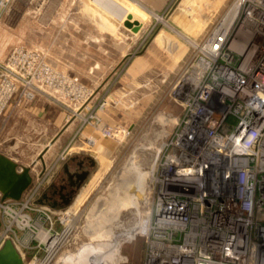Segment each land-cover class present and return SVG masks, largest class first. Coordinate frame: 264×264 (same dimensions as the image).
I'll return each instance as SVG.
<instances>
[{"label": "built area", "instance_id": "built-area-1", "mask_svg": "<svg viewBox=\"0 0 264 264\" xmlns=\"http://www.w3.org/2000/svg\"><path fill=\"white\" fill-rule=\"evenodd\" d=\"M5 4L0 0V10ZM37 59L21 48L8 59L25 100L46 92L37 84L42 73L61 90L65 84L45 64L33 68ZM18 64L21 73L14 71ZM154 82L155 93L164 86L171 107L158 118L166 130L150 148L145 231L130 240H144L141 264H264V0H230ZM68 83L78 90L75 97L83 93ZM15 89L11 80L0 85V114ZM98 130L120 142L132 135L129 126L116 123ZM44 170L31 172L19 199L0 193V246L11 235L15 246H27L14 227L34 238L43 235L47 244L59 234L44 229L56 218L37 202ZM32 213L39 215L33 219ZM57 219L62 222L59 214ZM126 262L124 257L116 264Z\"/></svg>", "mask_w": 264, "mask_h": 264}, {"label": "rangeland", "instance_id": "rangeland-1", "mask_svg": "<svg viewBox=\"0 0 264 264\" xmlns=\"http://www.w3.org/2000/svg\"><path fill=\"white\" fill-rule=\"evenodd\" d=\"M114 1L118 5H126L123 11L107 0H5L6 4L0 10V85L11 80L16 86L0 114V152L21 166H30V173L46 165L37 202L43 211L54 214L56 219L52 225L43 223L44 229L51 226L54 232L59 233L63 224L57 215L79 207L78 239H72L67 246V249L72 248L69 256L60 264L73 263L79 256L95 250L93 245L87 251L74 245L80 239L93 242L96 222L89 216L95 201L108 196L110 190L107 187L114 183L115 175L135 154L133 150L137 143L147 148L143 151L135 148L137 154L148 155L151 147L146 145L147 140L153 141L152 147L157 146L155 139L160 135V129L166 130L158 118L165 115L171 106L164 86L154 92L158 86L154 82L156 74L163 76L165 73L166 76L185 54L186 48L189 49L191 41H196L230 2ZM129 14L131 22L138 23L137 32L123 25ZM20 48L23 53L38 55L33 68L45 64L61 74L65 79L63 89L49 84L42 73L37 84L46 92H37L33 99L25 100L21 94V79L15 81L8 70L12 67L9 57ZM22 70L20 64L14 66L15 72L21 73ZM68 80L82 86L83 93L75 97L78 90ZM68 91L73 93L68 94ZM34 106L45 107L44 115L30 114ZM28 116L32 120L30 124ZM107 123L129 126L132 135L118 144L116 138L102 137L98 128ZM28 124L40 132H27ZM93 125L95 128L91 127ZM88 137H93L92 145L86 144ZM58 138L62 139L61 144L56 141ZM72 155L83 159L84 166H76L77 158L68 161ZM65 161L75 178L85 172L87 175L75 187L68 204L58 202L56 207H50L40 202L39 197L52 179L57 186L65 185L55 193L56 199H61L59 194L65 195L69 190L67 174L62 170L56 174L57 168H61ZM38 215L32 213L31 217L35 219ZM14 231L22 240L24 237L28 240L27 246L15 242L25 264L45 255L47 243L43 235L34 238L17 227ZM143 248L144 240L140 236L135 241L125 240L120 248L122 256L127 258L124 264H141Z\"/></svg>", "mask_w": 264, "mask_h": 264}, {"label": "bare ground", "instance_id": "bare-ground-1", "mask_svg": "<svg viewBox=\"0 0 264 264\" xmlns=\"http://www.w3.org/2000/svg\"><path fill=\"white\" fill-rule=\"evenodd\" d=\"M100 1L103 2L105 0ZM107 3L113 5L119 11H123V7L126 6L124 3H120L122 6L118 5L114 0H107ZM163 77H165V73ZM74 115L76 117L77 114L74 113ZM91 127L95 128L94 125ZM93 141L94 139H87L86 144L92 145ZM147 142L146 145L152 147L153 141L151 142L150 138ZM116 143H120V140L117 139ZM135 148L142 149L143 151L146 147L142 143H137ZM135 148L133 153L137 154ZM152 153L148 155L143 153L141 156L138 154L136 156L135 154L132 155L131 159H128L129 161H126L125 166L119 171V174L115 175L114 183L112 185L110 183L109 187H107L110 190V193L107 190L108 196H104V198H100L97 201L94 200L95 207L89 216L92 217L93 222H96L95 233L92 238L93 242H85L80 239L74 245L76 244L78 249L84 247V251H87L88 247L93 245L92 247L95 250L92 253L79 256L73 263L69 264H106V262L108 264H116L124 258L120 252L121 244L125 240H132L137 233H144L149 216L148 186L146 179L152 168ZM78 209L79 207H72L59 214L61 223L63 224L61 231L48 241L46 255L42 259L33 260L30 264H60L69 256V250L72 248L67 249V246L72 239H78L76 237L78 230V227H76L79 215ZM127 209H130L128 211L129 214H127ZM123 211H125L124 214ZM88 222L91 223V220ZM24 242L26 244V241ZM58 252L59 255H57ZM102 260L106 262H101Z\"/></svg>", "mask_w": 264, "mask_h": 264}, {"label": "water", "instance_id": "water-1", "mask_svg": "<svg viewBox=\"0 0 264 264\" xmlns=\"http://www.w3.org/2000/svg\"><path fill=\"white\" fill-rule=\"evenodd\" d=\"M137 13L144 17L141 12ZM130 17V14L127 15L123 25L130 28L131 31L137 32L138 23L131 22ZM91 162H93L92 159ZM18 166L17 162L0 152V193L2 199H19L23 191L32 182L30 166H21V170H18ZM69 177L71 179L70 175ZM45 197V194H43L39 201L42 202ZM61 197H64V195H61ZM0 264H24V259L11 238H6L0 246Z\"/></svg>", "mask_w": 264, "mask_h": 264}, {"label": "crops", "instance_id": "crops-1", "mask_svg": "<svg viewBox=\"0 0 264 264\" xmlns=\"http://www.w3.org/2000/svg\"><path fill=\"white\" fill-rule=\"evenodd\" d=\"M44 108L45 107H39V106H34L33 108H32V112L30 113V114H32L33 116H37V117H39L40 115H44V113H45V111H44ZM31 111V110H30ZM30 116H28L27 117V119H28V123L30 124L31 122H32V120H30V118H29ZM28 124V126H26L27 127V132H29V130H34V129H32L33 127L32 126H30ZM24 126V125H23ZM28 127H30V128H28ZM38 133V132H40L39 130H34V132L33 133ZM53 138V137H52ZM58 143H60L61 144V142H62V139L61 138H58L57 140H56ZM57 142H56V144H57ZM77 158V156H70L67 160L68 161H74L75 159ZM91 161V160H90ZM93 161V160H92ZM75 162H76V166L78 165V167L80 168V166L81 167H83L84 166V161H83V159H76L75 160ZM80 163H81V165H80ZM92 163V162H91ZM93 164V163H92ZM66 167V168H65ZM58 170H56V174L58 173V171L60 172V170H62L64 173H66L67 174V180L69 181V182H71V183H74L75 182V180H76V178L74 177V175H72L73 173H70L69 171H68V164H67V161H65V162H63V166H61V168H57ZM69 175L71 176V179H70V177H69ZM60 186V185H59ZM59 186H57L56 185V183L54 182V180L52 179L51 181H50V183L48 184V186H46L44 189H43V192H42V194L40 195V197H39V199L40 198H42V196H43V194H45V196H48V194L49 193H51L49 196H51L52 195V191L53 190H55V189H59ZM49 191V192H48ZM48 193V194H47ZM61 195V194H60Z\"/></svg>", "mask_w": 264, "mask_h": 264}, {"label": "flooded vegetation", "instance_id": "flooded-vegetation-1", "mask_svg": "<svg viewBox=\"0 0 264 264\" xmlns=\"http://www.w3.org/2000/svg\"><path fill=\"white\" fill-rule=\"evenodd\" d=\"M81 165V163H80ZM87 175V172H85L83 175H80L79 177L76 178L75 182L74 183H71L68 181L67 183V187H68V191L66 192V194L64 195V197H61V195L59 194V198L61 199H56L55 197V193L57 191H61L63 188H65V185H60L59 186V189H55L52 191V194L51 196H46L43 200H42V203L45 204V205H48L50 207H56L58 205V202H61L63 204H68V202L70 201V199H72V196H73V193L75 191V187H78L80 183H82V180L84 179V177Z\"/></svg>", "mask_w": 264, "mask_h": 264}]
</instances>
